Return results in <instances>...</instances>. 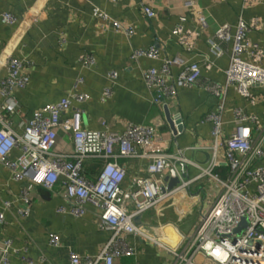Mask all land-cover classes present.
Returning a JSON list of instances; mask_svg holds the SVG:
<instances>
[{
    "label": "crops",
    "instance_id": "obj_1",
    "mask_svg": "<svg viewBox=\"0 0 264 264\" xmlns=\"http://www.w3.org/2000/svg\"><path fill=\"white\" fill-rule=\"evenodd\" d=\"M187 1L190 0H0V78L7 75L4 63L10 55L26 62L23 72L29 76L27 87L15 92L21 112L12 117L14 130L22 133L25 122L46 104L57 103L73 93H86L90 99L73 104L66 113L72 116L75 107L82 109V130L109 129L122 133L129 123H156L171 152L181 151L197 163V167L189 168L192 177L206 169L211 157L213 124L204 121V117L217 110L220 103V99L206 89L207 85L218 84L226 89L222 114L225 135L235 131L234 109L237 107L254 114L259 128L264 130V90L259 86L251 89L256 98L253 103L242 96L235 85L226 84L235 26L240 19L250 26L248 39L257 45L255 52L246 53L244 59L264 69V0L253 4L245 0H192L207 18L205 28L196 22L192 9L185 7ZM145 3L156 11L154 17L147 16ZM5 13L13 14L16 22H3L1 17ZM183 16L187 17L183 22L184 33L196 34L188 47L173 34ZM115 23L130 27L132 33L117 29ZM226 23L233 27L231 40L221 42L224 54L217 57L210 51L208 38L219 25ZM150 48L158 50L157 59H133L135 50ZM87 56L93 61L85 64L81 58ZM176 56L198 63L201 77L190 87H179L175 96L158 105L146 86L143 72L149 68L161 69L165 58ZM180 70L179 66L173 67L169 82L176 79ZM111 72L117 73L115 79L110 77ZM109 88L112 95L106 98L104 93ZM3 103L0 96V105ZM166 110L171 116L182 118L183 130L176 137ZM249 126L251 138L260 140L261 130L252 124ZM74 146L73 134L60 131L55 150L71 153ZM262 148L264 150V138ZM19 156L20 150L14 148L10 157L16 160ZM118 161L126 170L124 189H130L136 177L148 174L147 158H119ZM260 163L264 164V155ZM103 166L98 168L99 173ZM97 173L89 178L95 180ZM194 185L196 188L192 190L205 188L210 203L220 191V185L210 177ZM24 188L34 193L30 204L22 198ZM61 191L60 183L54 190H47L28 180L16 181L12 170L0 164V211H4L6 220L0 225V240H12L13 247L19 251L7 254V264H25L22 255L36 264H70L71 252L96 256L108 241L111 232L99 225L100 209L88 204L85 215L76 217L70 213V205L62 198ZM6 201L12 203L8 209L4 207ZM193 202L188 200L182 204L180 209L186 211L184 216L171 208L163 217L153 209L142 215V221L158 226L159 230L164 221H173L188 232L203 208L197 203L191 209ZM61 207L67 210L62 212ZM27 208L29 214L25 216L22 211ZM52 235L58 236V244L52 242ZM129 241L136 246V254L116 259L114 264L172 263V256L159 245L133 235L129 236ZM4 256L0 250V264H4Z\"/></svg>",
    "mask_w": 264,
    "mask_h": 264
},
{
    "label": "built area",
    "instance_id": "obj_2",
    "mask_svg": "<svg viewBox=\"0 0 264 264\" xmlns=\"http://www.w3.org/2000/svg\"><path fill=\"white\" fill-rule=\"evenodd\" d=\"M245 1L253 4L261 0ZM184 5L192 9L196 22L205 28L207 18L195 2L190 0ZM144 10L149 17L156 15L151 4L145 3ZM1 20L7 24L16 22L11 13L3 14ZM186 20L187 17H181V23L174 28L173 34L182 45L188 47L196 39V34L184 33L183 22ZM115 26L128 34L132 33L130 27L119 23H115ZM250 30V26L242 19L235 26L232 60L226 71V84L235 85L242 96L254 103L256 98L251 89L259 86L264 90V69L244 59L246 53L253 54L257 48L248 39ZM232 31L230 24H221L208 38L210 51L217 57L224 54L221 42H230ZM132 57L157 59L158 50L138 49L133 52ZM81 60L85 64L93 61L90 56L82 57ZM25 65L24 60L10 55L4 63L7 75L0 78V96L4 99V103L0 105V164L12 170L16 181L28 180L47 190H54L60 183L61 196L69 203L72 215L81 217L87 212V205H92L100 209V227L111 232L110 238L96 256H80L71 252L70 264H114L116 259L134 256L137 248L129 241L131 235L162 247L172 256L171 264H264V164L260 163L264 155V130L259 128L258 118L254 114H248L237 107L234 109L235 131L230 135L224 134V87L218 84L206 86L209 92L220 99V103L217 110L204 117V121L213 124L211 157L206 169L192 177L189 168L197 167V163L186 158L181 151L171 152L167 143L162 140L156 123H129L122 133L109 129L82 130V109L75 107L72 116H67L66 113L73 104L87 102L90 96L86 93H73L57 103L46 104L25 122L23 132L18 133L13 128L12 117L21 112L15 92L24 89L29 83L28 74L23 72ZM174 66H179L181 70L176 79L169 82ZM110 77L115 79L117 73L111 72ZM200 77L201 66L187 62L180 56L165 58L161 69L149 68L143 72L146 86L158 105L175 96L179 87H190ZM111 95L112 90L106 89L104 96L107 98ZM249 124L261 130L260 140L251 138ZM178 125L174 120V137L182 133L178 130ZM60 131L73 134L75 146L71 153L55 150ZM14 148L20 150V156L16 160L10 157ZM134 157L148 159V174L136 177L131 188L124 189L122 183L126 170L118 159ZM92 159L104 162L95 180L84 174L85 163ZM221 167L226 168V176L220 172ZM171 170L176 172L179 182L169 189V180L166 178ZM206 177L216 181L220 185V191L205 211L203 209L208 199L205 188L192 189L196 188L195 183ZM185 193L191 199L201 197L200 206L203 208L196 224L188 232H184V240L178 248L172 249L161 242L162 233L158 226L156 237L146 230V226L155 228L154 225L143 221L141 224L135 222L136 216L153 209L164 216V209L173 204L174 197H185ZM33 196L34 193L29 189H23L22 198L25 203L30 204ZM11 205L10 201L4 203L5 209ZM66 210L65 207L60 208L62 212ZM22 214L28 215L29 208L23 210ZM243 218L247 226L235 233ZM5 223V213L0 211V225ZM51 239L54 244H58V236L52 235ZM0 250L6 255L4 264L8 262L9 252L18 251L10 239L0 240ZM22 258L25 264H36L31 258L23 255Z\"/></svg>",
    "mask_w": 264,
    "mask_h": 264
},
{
    "label": "water",
    "instance_id": "obj_3",
    "mask_svg": "<svg viewBox=\"0 0 264 264\" xmlns=\"http://www.w3.org/2000/svg\"><path fill=\"white\" fill-rule=\"evenodd\" d=\"M166 114H167V118H168V122L170 123L171 127L175 130V126H174V120L178 125V130L182 131L183 130V126H182V118L180 115L178 116H171V114L169 113L168 110H166ZM176 131V130H175ZM167 180H169L168 182V187L169 189L174 187L178 182H179V178L176 175V172L174 170L170 171V175L166 178ZM194 201L192 203V206L190 207L192 209L193 205L200 203L201 202V197L197 196L195 199H191L190 196L188 194L185 193V197H182L181 195H178L176 197H174L173 199V204L171 206H168L169 208H165L164 212L167 209H176V211L179 213H181V215H185L186 211H183L182 209H180L184 204V202L186 201ZM190 212H193L192 210H190ZM165 214V213H164ZM165 216V215H164ZM163 216V217H164ZM186 221V220H185ZM184 221V222H185ZM135 222L137 224H141L142 223V215H138L135 217ZM247 226V222L246 220L243 218L241 219V222L239 224V226L235 229V233H239L244 227ZM146 230L149 232V234L151 236H156L158 235L157 233V228H151V226H146ZM161 233L163 238H161V242L172 248V249H176L180 246V244L182 243V241L184 240V230L181 228V224H175L173 221H164L163 224H161Z\"/></svg>",
    "mask_w": 264,
    "mask_h": 264
},
{
    "label": "trees",
    "instance_id": "obj_4",
    "mask_svg": "<svg viewBox=\"0 0 264 264\" xmlns=\"http://www.w3.org/2000/svg\"><path fill=\"white\" fill-rule=\"evenodd\" d=\"M98 159H96V160H92L91 162H88V163H86L85 164V168H84V174L89 178H91L92 177V174H96L98 171V168H100L101 167V165L102 164H104V162L101 160L100 161V159L97 161ZM90 161V160H89ZM89 163H91V165L90 166H88V164ZM93 164V165H92ZM87 165V166H86ZM220 172L222 173V175H224L225 174V176H226V168H220ZM99 173V172H98ZM97 173V174H98ZM94 176V175H93Z\"/></svg>",
    "mask_w": 264,
    "mask_h": 264
},
{
    "label": "rangeland",
    "instance_id": "obj_5",
    "mask_svg": "<svg viewBox=\"0 0 264 264\" xmlns=\"http://www.w3.org/2000/svg\"><path fill=\"white\" fill-rule=\"evenodd\" d=\"M192 175H193V171H192ZM210 198L206 200L205 202V206H204V210L206 211V209L208 208V206L210 205Z\"/></svg>",
    "mask_w": 264,
    "mask_h": 264
}]
</instances>
